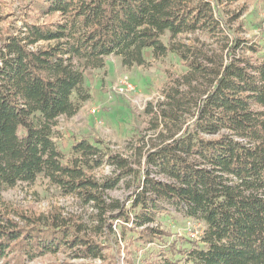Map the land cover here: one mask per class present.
I'll return each mask as SVG.
<instances>
[{
  "label": "trees",
  "instance_id": "obj_1",
  "mask_svg": "<svg viewBox=\"0 0 264 264\" xmlns=\"http://www.w3.org/2000/svg\"><path fill=\"white\" fill-rule=\"evenodd\" d=\"M237 1L30 0L22 25L0 29V264L59 251L119 264L122 241L125 264H136L134 249L148 255L142 264H264V61L254 57L263 45L235 35L242 12L229 7ZM147 50L171 52L185 67L147 106L151 132L129 156L81 138L67 158L54 128L91 99L86 71L112 55L125 67L145 65ZM104 164L113 174L98 179L93 171ZM41 175L92 206L116 255L80 234L81 214L3 200L4 187ZM121 181L133 187L129 196L106 197ZM173 210L205 225L189 248L164 241L158 221ZM128 231L136 234L129 241Z\"/></svg>",
  "mask_w": 264,
  "mask_h": 264
},
{
  "label": "rangeland",
  "instance_id": "obj_2",
  "mask_svg": "<svg viewBox=\"0 0 264 264\" xmlns=\"http://www.w3.org/2000/svg\"><path fill=\"white\" fill-rule=\"evenodd\" d=\"M30 0H0V29L4 25H22L23 11ZM233 12H242L241 17L233 25L235 35L263 45L262 51L255 54L258 61H264V0H238L229 7ZM191 36V35H190ZM187 35H181L185 40ZM170 42L169 36L163 38ZM248 55H252L250 52ZM147 64L125 67L121 58L109 56L105 67L86 71V85L89 87L91 99L83 103L79 111L73 116L58 117L54 128V141L71 156V145L75 139H100L105 146L123 156L130 155V145L138 140L139 135L150 133L151 115L146 112L149 103L163 97V88L172 77L180 75L185 67L182 61L173 53L155 57L151 50L146 52ZM124 80V92H119L118 81ZM113 174V168L104 164L93 171L98 179ZM133 187L127 188L126 182L121 181L117 187L107 192L106 197L123 200L129 196ZM3 200L13 207L32 208L38 213H48L54 207H61L64 213H77L83 216L84 227L80 234L87 238L104 241L106 255H116V247L107 241V225L101 229L99 222L92 220L91 205L84 204L79 198L64 195L61 190L44 176H39L34 182H20L14 187L2 189ZM119 223L113 224L117 234L122 236ZM158 224L168 234L164 241L175 242L180 249L189 248L190 241L199 240L204 230V223L185 217L181 212L173 210L170 215L162 216ZM134 232L126 233V240L135 237ZM119 264H125L126 242H121ZM156 248L155 244H148V248ZM135 248V247H132ZM148 255L134 249L133 258L136 264H142ZM181 257V256H178ZM142 260V261H141ZM70 261L75 263L94 262L100 264L101 259H76L69 252L46 253L43 256L20 264H54ZM4 264V263H3Z\"/></svg>",
  "mask_w": 264,
  "mask_h": 264
},
{
  "label": "built area",
  "instance_id": "obj_3",
  "mask_svg": "<svg viewBox=\"0 0 264 264\" xmlns=\"http://www.w3.org/2000/svg\"><path fill=\"white\" fill-rule=\"evenodd\" d=\"M125 84H126V82L124 81V80H119L118 81V86H119V92L121 93V94H123V92L125 91L124 90V86H125Z\"/></svg>",
  "mask_w": 264,
  "mask_h": 264
}]
</instances>
